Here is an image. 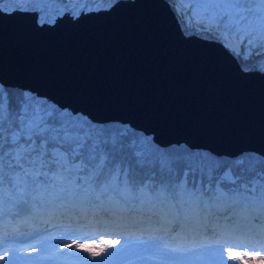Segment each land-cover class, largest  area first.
<instances>
[{
    "label": "water",
    "instance_id": "obj_1",
    "mask_svg": "<svg viewBox=\"0 0 264 264\" xmlns=\"http://www.w3.org/2000/svg\"><path fill=\"white\" fill-rule=\"evenodd\" d=\"M78 20L0 8V84L159 145L264 154V71L220 41L186 34L168 0H115Z\"/></svg>",
    "mask_w": 264,
    "mask_h": 264
},
{
    "label": "rangeland",
    "instance_id": "obj_2",
    "mask_svg": "<svg viewBox=\"0 0 264 264\" xmlns=\"http://www.w3.org/2000/svg\"><path fill=\"white\" fill-rule=\"evenodd\" d=\"M115 0H108V3H102L101 0H86V3L83 5L76 4L71 7L79 10L81 6L84 8H91L92 10H97L100 8L109 7V4H112ZM173 7L178 20L181 24L182 29L186 34L194 33L201 35L202 37L209 39H216L223 42L220 38L221 34L235 32V38L241 36L242 43L239 48V56L240 59H251L254 64V68L264 71V55H257L260 51V41L259 37L261 31L264 30V4L261 3V0H250V4L244 6V2L239 6V11L241 12V16L239 20L235 18L230 19V27L224 29L217 26V31L214 33L212 31H205L204 25L200 24L201 21H206L209 16V5L207 3H202L200 0H168ZM184 2L187 7H179V3ZM176 5V6H175ZM67 7V5H65ZM14 7L13 0H0V8L10 11ZM177 7V8H176ZM226 9L231 10L236 6L225 5ZM193 11H198L196 14L199 17L198 21H194L192 19ZM46 17L44 15L41 16L39 22L45 21ZM48 22H52L51 19ZM185 23H191L193 25H197L199 30L196 27L191 30L184 29ZM224 43V42H223ZM242 45V46H241ZM231 49L230 47H228ZM234 53V52H233ZM247 54V58H245ZM4 86L0 84V95L3 97V104L5 106V116L7 115L6 109V92L3 91ZM25 94L27 97H25ZM23 97L27 101L23 100L22 109H28L29 115L31 113H35V117L33 119H26L25 113L20 116V121L18 127L10 131L9 139L12 142V145L7 148V156H11V160L6 159L4 154L0 153V218L8 220L10 217L14 216L15 207L19 205L20 207H24L27 204V201L33 200H41L45 199L47 196L53 194L52 198H55L56 194L62 190L59 185L63 182L66 175H62V173H66L68 167L73 165V168H77L80 176H85L86 178L93 174L97 168L101 170V175L104 174L103 181L106 180L109 176H119V170H124L122 168L121 163L119 162V158L116 155L117 145L121 139H123L124 135H129L132 133V129L129 125L123 124L120 122L112 121L107 122L105 125L106 133L104 139L99 144L100 146L104 145L101 153L99 154V150L92 155L96 156V160L93 163H87L83 157H81L80 149L81 144L80 141L74 142L73 144H68L66 141L59 139L58 135L60 133L59 130H64L62 133L65 135H74L83 137V135L91 134L92 130L90 129V125L85 124L84 120L80 118H84V115L79 116L78 114L68 115L69 111L67 109H56L52 102L48 101L43 97H38L29 91L24 90ZM29 105L31 106L29 108ZM57 107V106H56ZM81 115V114H80ZM77 116V117H76ZM58 117L59 121L55 123H48L46 121L49 118ZM38 119L39 125L42 127L34 126L33 120ZM81 126H83L81 128ZM48 128H53L55 137V141L50 145L42 137L39 140L36 135V132L44 133ZM77 128L81 129L78 130ZM3 127L0 126V130ZM104 134V133H103ZM151 138L150 135H147ZM102 135H100L101 139ZM144 140V137H141ZM43 147V148H42ZM97 150V147H94ZM29 153L32 162L25 164L20 161V158L24 153ZM165 149V154L168 158L177 159L178 157L186 156L189 152L188 146L186 147L181 144H171L168 145ZM191 149V148H190ZM196 150V149H195ZM199 150V149H197ZM4 151V152H6ZM136 157L142 158L143 154L141 149H136ZM244 153V152H243ZM231 157L232 159L245 158L242 154ZM213 154L206 149H200L197 151L196 156L197 159L202 157H208L207 163L211 162L210 155ZM225 156V155H224ZM219 157V156H218ZM228 157V156H227ZM247 158V157H246ZM264 158V157H263ZM11 162L13 164L8 166L6 161ZM51 163H55L54 166ZM62 163V164H61ZM25 164V165H24ZM13 165V166H12ZM56 165L58 166L56 168ZM14 167V168H13ZM6 168V169H5ZM255 173L249 178V181L243 184V187L249 190L256 191L257 195L255 199L259 198L260 195H264L263 181L259 178L258 174H261V170L254 165ZM192 171V170H190ZM190 171H187V175ZM226 173V174H225ZM68 174V173H67ZM185 173L182 174L181 180H178L175 185H182L186 187L185 183L189 186L190 179ZM227 176V177H226ZM21 177V178H20ZM19 178V179H18ZM221 178H225L226 180H232L234 175L232 173V169L229 163H224L223 168L219 171L218 178L214 181L215 184V194H212L209 199L203 198V202H208L210 199L216 200L217 203H223L228 205L229 203L224 198L217 197L221 194L220 190L223 192V189L220 187ZM103 181L99 184V186L103 183ZM12 182V183H11ZM40 182V183H39ZM61 182V183H60ZM39 183V184H38ZM115 183V182H114ZM120 184V181H116V184ZM13 185L14 189L9 190V185ZM173 181H168L163 185H160V188L157 189L156 194H150L146 191L148 190L146 184H142L139 187V191H141V195L139 199H146L147 202H161L169 187L173 185ZM184 184V185H183ZM7 185V186H6ZM27 185V186H26ZM32 186V187H31ZM48 187V188H47ZM187 188V187H186ZM168 189V190H167ZM206 187L204 186V190ZM52 190V191H51ZM203 190V189H202ZM203 190V191H204ZM43 191V192H42ZM47 191V192H46ZM49 192V193H48ZM162 192V193H161ZM164 192V193H163ZM218 192V193H217ZM46 193V194H45ZM191 193L198 194V192L192 191ZM243 194L249 196L245 191ZM34 195V196H33ZM44 195V196H43ZM162 195V196H161ZM222 195V194H221ZM51 197V196H50ZM142 197V198H141ZM248 199V198H247ZM121 198L118 199V202H121ZM238 200V199H237ZM258 200V199H257ZM24 201V202H23ZM126 201V200H123ZM264 202V200L262 199ZM124 203V202H122ZM201 203V201H200ZM256 202L248 201L247 204L251 207H255ZM234 204V203H233ZM231 204V205H233ZM233 207V206H232ZM230 207V209L232 208ZM264 209V207H263ZM25 208H20L19 212L24 211ZM217 210V209H216ZM210 212V210H206ZM7 217L8 213H12ZM215 212V211H214ZM152 210H149V214L144 217H140L138 214V218L135 216L134 219L130 222H127L124 218H121L124 224L127 226L133 227L134 224H142L143 222H149L151 220H155L157 216L153 214ZM251 214H254L253 212ZM159 216V215H158ZM58 217V216H57ZM146 218V219H145ZM22 219L21 226H17L21 230L22 238L25 240V244L22 248L13 249V250H4L2 254L6 258V264H35L38 263L39 260H46V256L52 257L53 260L62 263V264H105V259L108 260V248L110 246H119L125 247L127 246L132 239H127V236L122 238L124 235L116 234V231L106 230V226L104 228L98 229L95 228L93 230H83L79 227H74V223H61L62 227L54 228L55 230L41 233V228L31 227L30 221H27L28 224L23 223L25 219L21 216ZM141 219V220H140ZM249 219V221H248ZM146 220V221H145ZM256 219L253 218H245V219H227V220H216L212 218L211 220L206 222V227L212 225L213 223L217 224H231L235 226L236 223H248L253 225L256 223ZM168 221V220H167ZM169 222V221H168ZM9 222L5 223L3 221V231L8 230L9 228H17L10 227ZM60 223V222H57ZM170 223V222H169ZM259 225H262L263 222H258ZM25 226H22L24 225ZM146 224V223H145ZM16 225V224H15ZM33 225V224H32ZM92 224H90L91 226ZM169 225V224H168ZM208 225V226H207ZM13 226V225H12ZM93 226V225H92ZM203 227V226H201ZM23 228V230H22ZM89 228V226H88ZM86 229V228H84ZM200 229V227H199ZM191 230V229H189ZM211 235L213 234V229L210 228ZM233 232H240L243 235L247 236L249 239L257 232L264 231V227L257 226V228H242V229H232ZM194 232L198 233V236L201 235V240L204 241H196L192 240L186 245H182L183 248H187L185 251L180 249L175 252L176 256L182 258L185 261L186 257L190 255L201 256L210 255L213 253L215 256H220L221 259L225 260L224 264H239V258L233 255L236 251H241L247 255L244 256V264H264V247L258 246V244L248 243L246 239L240 238L238 240L229 241L223 240L221 237L214 235V237L208 236L204 231L203 233L200 230H195ZM114 233V234H111ZM259 233V234H260ZM177 236V235H176ZM210 237V238H208ZM133 238V237H132ZM196 237L195 239H197ZM113 239V240H112ZM122 239V240H121ZM125 239V240H124ZM145 239V238H144ZM152 240V242H156L161 244V237L158 238H146L145 240ZM156 239L155 241H153ZM222 241V242H221ZM176 242V241H175ZM203 244L205 249H199L196 247L198 244ZM177 246V244H176ZM198 249V250H197ZM33 250V251H31ZM173 250V249H171ZM188 250V251H187ZM206 250H211L205 252ZM195 252V253H194ZM201 252V253H199ZM187 253V254H186ZM11 254V255H10ZM89 256V257H88ZM103 256V257H102ZM12 257V258H11ZM18 257V258H16ZM223 257V258H222ZM225 257V258H224ZM90 258V259H89ZM227 259V260H226Z\"/></svg>",
    "mask_w": 264,
    "mask_h": 264
},
{
    "label": "trees",
    "instance_id": "obj_3",
    "mask_svg": "<svg viewBox=\"0 0 264 264\" xmlns=\"http://www.w3.org/2000/svg\"><path fill=\"white\" fill-rule=\"evenodd\" d=\"M246 1V0H245ZM250 4V0H247L244 2V6ZM240 63L245 68H254L253 61L251 59H240ZM4 92H6V104H7V110H13L16 109L20 113L19 116L14 117L15 123H12L8 116H5V119L2 123H0V126L3 127L2 130H0V153L4 154L5 157H8L6 159L11 160V156H7V148H9L12 145L10 137V131L17 128L20 116L25 113V110H23L22 104H23V92L24 90L13 88V87H3L2 88ZM3 102V97L0 95V104ZM56 109L58 107L55 106ZM68 115L71 116V113L69 112ZM82 116V115H78ZM77 117V116H76ZM55 122L59 121V118H55ZM84 120L85 124L90 125V129L92 130L91 134L89 135H83V137L74 136V135H67L63 134L62 132L64 130H59V139H62L63 141H66L68 144H73L74 142L80 141L81 149L80 154L81 157L87 162V163H94L96 160V156L92 155L93 153H96V151H102V147L105 145H101L99 148V144L104 139L106 129L105 125L107 123H95L90 121L87 117L84 116V118H80ZM83 126H81L82 128ZM51 129V133L45 134L46 131L42 134L39 132H36L37 138L39 140L42 139V137L45 138V140L50 145L52 142L55 141V137L53 136L54 129L48 128L47 130ZM78 130H81L77 128ZM104 133V134H103ZM100 135H102L100 139ZM141 137H144V140L141 139ZM184 145V144H183ZM186 146V145H185ZM94 147H97V150H95ZM187 147V146H186ZM136 149H141L143 157L138 158L136 157ZM189 149L188 154L194 155L196 158V153L199 150L195 149ZM6 151V152H4ZM99 152V154L101 153ZM24 153L22 157L20 158V161L22 163H30L32 162L30 158L29 153ZM97 154V153H96ZM187 154V155H188ZM116 155L119 158V162L122 165V168L124 170H121V179H124L125 183L123 184V191L132 192L133 194H139L137 193L136 189L140 184L147 181L148 188L151 191H155L156 188L159 185H163L168 181H177L181 178L183 173H187V171H190L188 173V178L190 179V186L193 188L196 187V184L198 183L199 177H201V181L203 186L206 187L205 189V196H209L211 192L213 191L215 180L218 178V174L216 171V163L217 159L223 161L224 163H229L231 166V161L233 160L231 157L227 156H219V157H213L212 154L210 155L211 162L208 164L209 170L201 175L200 170L196 167L195 162L189 163L186 161L183 157H178L177 159L168 158V156L165 154V149L160 148L158 145H155L152 143V140L149 136L145 135L139 130L132 129V133L129 135H124L123 139H121L117 145V151ZM243 157L252 158L256 163V167L261 170V174L259 173V178L263 181V188H264V163H260L262 159H264L259 154L253 153V152H244L242 154ZM6 161V160H5ZM12 162V163H11ZM5 163L8 165L13 164V161ZM54 166V164H52ZM245 169L248 167V165L243 166ZM232 169V167H231ZM220 171V170H219ZM232 173L234 175V178L232 180H226L225 178H221L220 185L224 187V189L227 192V197H232L234 194H240L242 192H247L249 195L256 196V191L246 189L243 187V184L249 181V178L255 173V169L253 172L250 173H242L239 174V167L236 169H232ZM101 177H104L101 175Z\"/></svg>",
    "mask_w": 264,
    "mask_h": 264
},
{
    "label": "bare ground",
    "instance_id": "obj_4",
    "mask_svg": "<svg viewBox=\"0 0 264 264\" xmlns=\"http://www.w3.org/2000/svg\"><path fill=\"white\" fill-rule=\"evenodd\" d=\"M179 7L182 9V7H187V5L184 2H181V3H179ZM197 12L193 11V14H192V19H194L195 22L198 21V19H199V17L197 16L198 14H196ZM220 37H221L220 39L224 43L227 42V44L229 45V47L231 49H238L239 50L240 44L242 43V38H241V36H238V38H235V32L234 31H232L230 34L223 32ZM218 41H220V40H218ZM223 42H221V43L224 44ZM8 166H11V165H8ZM114 180H116L114 178V176H111L108 179V181H106V183L109 185H106V183H105V186L102 188V190H100V193L98 196L99 197L102 196V200H104V203L101 205V207L92 208L89 210L88 209L89 205H84L83 203L75 202L71 207L72 210H67V208H64V209L58 211V217L55 215L56 212L55 213H53V211L49 212L50 211L49 207H48V209L41 208V210L39 209L40 210L39 214H38L39 216L37 218H41V219L44 218V220H46L48 218L56 219V222H60V223H58L53 228L62 227L61 223H63V224L75 223V224L81 225L84 228H88V226L90 224L93 225L94 223H97L98 221L105 219L106 215L109 217H115L118 219L126 217L125 219L132 221L134 219V217L137 216L138 214L139 215L149 214V210H152L154 212L153 214H156L157 216L159 215L158 216L159 219L164 220V218H165L166 220H168L170 222L168 225V228L173 229L175 226H179V228L177 229L178 233L176 232V235L178 238L180 237V235H183L185 233H189V231H191L192 233H196V232H194V229L200 230L202 233L204 231L207 235H211L210 228L206 227V222L208 219H212V218H214V219H234L235 220L237 218L238 219H245L248 217V218H253L256 220L258 219L259 221L264 222V209L262 206H259L258 209H254V208H251L250 206L246 205L245 201H239L237 199H234L233 202L229 203L228 205L223 204V203L218 204L216 200L209 201V202H203L201 200L202 197H199L197 199L196 195L195 196L189 195L188 191L182 185H178V187H176L177 189H175L173 191V196H171L170 201H167L166 198L164 197L161 200V202L155 201L153 203H149L147 201H144L142 203L143 205L138 204L139 206H137L136 202H133L132 204H130L128 199L126 201L120 200L121 202H118L116 200L117 193L113 191V188L116 186V184L114 183V185L112 186V183ZM92 189H93V187L90 189L89 192H91ZM93 193H96V191L92 190V194ZM169 195H170V193H169ZM44 200L45 199H42V198H41V200H37L36 202L34 200H30V201L28 200L27 201L28 205H26V206L28 207V210L31 209V212H33L35 210H38V207H33V208H30V207L37 204V203H40ZM90 200H92V199L88 198L86 201L90 202ZM200 200H201V203H200ZM122 202H124V203H122ZM231 204H233V205H231ZM230 207H232V208L230 209ZM28 210H26V211H28ZM206 210H210V212H207ZM252 212L254 214H251ZM14 214H16V213H14ZM19 215L26 218L25 213H21V214L19 213L17 216H19ZM120 215H123L124 217H121ZM14 221H15V224H18V225L22 224V222H21L22 219H20V217H17ZM248 221H249V219H248ZM2 225H3V220L0 221V227ZM201 226H203V227H201ZM92 227L94 228V225ZM199 227H200V229H199ZM189 229H191V230H189ZM132 240H134V239H132ZM31 251H33V250H31ZM16 258H18V257H16ZM104 262H105V264H107L106 259Z\"/></svg>",
    "mask_w": 264,
    "mask_h": 264
},
{
    "label": "snow or ice",
    "instance_id": "obj_5",
    "mask_svg": "<svg viewBox=\"0 0 264 264\" xmlns=\"http://www.w3.org/2000/svg\"><path fill=\"white\" fill-rule=\"evenodd\" d=\"M102 3H108V0H101ZM202 3H207L210 7L208 9L209 16L206 21H201L200 24L204 25L205 31H212L216 32L217 26L227 29L230 27V19L235 18L236 20L240 19L241 12L238 10L239 6L244 2V0H200ZM86 3V0H13L14 7L11 10V13L9 14H16L19 13L21 15H27V16H33L36 18L37 22L40 21V18L42 15L46 17L45 24L48 23V20L51 19L53 23L58 22L59 20L63 19L65 16L70 17L73 20H78L81 16L85 14H92L91 8H84L83 6L80 7L79 10H76L75 8L71 7L72 5L81 4L83 5ZM261 3L264 4V0H261ZM67 5V7L65 6ZM230 5V6H236L232 8L231 10L226 9L224 6ZM118 4H109V8H115L118 7ZM107 9H99L98 11H106ZM186 30H191L192 28L196 27L197 30H199V27L197 25H193L191 23H185L183 26ZM260 51L257 53V55H264V30L261 31L260 37ZM210 42H218L217 40H213ZM225 47H229L227 42L224 43ZM234 52V54L238 57L239 51L238 49H230ZM247 58V54L245 56ZM264 67V66H262ZM25 97L27 95L25 94ZM25 103L27 101L24 98ZM31 106L29 105V108ZM20 113L18 110H7V116L8 119L15 123V120L13 119L16 116H19ZM35 117V113H31L29 115L28 109L25 110V118L26 119H33ZM5 119V106L3 104H0V123H2ZM48 123H55L53 118H49ZM34 126L42 127V125H39L38 119L33 120ZM51 129L46 130V135L48 133H51ZM145 135H151V134H145ZM152 143L155 145H158L160 148H167L168 146H162L159 145L158 142L155 140V137H152ZM221 154H212L213 157H218ZM262 157H264V154H261ZM186 161L189 163L195 162L196 167L200 170L201 175L205 174L209 170V166L207 163L208 157H202L200 159H197L194 155L188 154L183 157ZM231 167L232 169H236L239 167V174L242 173H250L254 171V165L255 161L252 160V158H239V159H233L231 161ZM260 163H264V159L260 161ZM248 165V167L245 169L243 166ZM224 166V162L217 159L216 163V171L217 173L219 170H221ZM235 257L239 258V264H244V256L247 255L245 253H242L241 251H236L233 253Z\"/></svg>",
    "mask_w": 264,
    "mask_h": 264
}]
</instances>
